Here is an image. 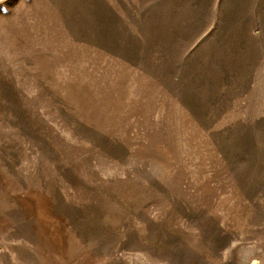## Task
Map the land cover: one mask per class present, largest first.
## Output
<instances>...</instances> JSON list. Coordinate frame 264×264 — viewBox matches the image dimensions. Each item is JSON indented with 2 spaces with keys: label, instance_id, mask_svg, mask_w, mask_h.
<instances>
[{
  "label": "rangeland",
  "instance_id": "374dc122",
  "mask_svg": "<svg viewBox=\"0 0 264 264\" xmlns=\"http://www.w3.org/2000/svg\"><path fill=\"white\" fill-rule=\"evenodd\" d=\"M0 264H264V0H0Z\"/></svg>",
  "mask_w": 264,
  "mask_h": 264
}]
</instances>
